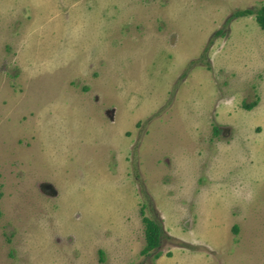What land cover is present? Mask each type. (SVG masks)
I'll list each match as a JSON object with an SVG mask.
<instances>
[{"label": "rangeland", "instance_id": "rangeland-1", "mask_svg": "<svg viewBox=\"0 0 264 264\" xmlns=\"http://www.w3.org/2000/svg\"><path fill=\"white\" fill-rule=\"evenodd\" d=\"M262 4L0 0V264H264Z\"/></svg>", "mask_w": 264, "mask_h": 264}, {"label": "trees", "instance_id": "trees-1", "mask_svg": "<svg viewBox=\"0 0 264 264\" xmlns=\"http://www.w3.org/2000/svg\"><path fill=\"white\" fill-rule=\"evenodd\" d=\"M244 14H254L256 22L258 23L260 28L264 30V4L254 9L250 7H246L243 9L235 10L233 12L234 16L244 15ZM255 103H256L255 100H252L248 103H243V107L249 109ZM140 212H142V208H140ZM142 221L144 222L143 225L144 245L140 251L147 252L152 247L158 245L159 239L161 237V227L158 222H156L153 218L150 217L143 216ZM157 255H158V251L154 252V256ZM99 258L101 259V256Z\"/></svg>", "mask_w": 264, "mask_h": 264}, {"label": "water", "instance_id": "water-1", "mask_svg": "<svg viewBox=\"0 0 264 264\" xmlns=\"http://www.w3.org/2000/svg\"><path fill=\"white\" fill-rule=\"evenodd\" d=\"M44 188H47L46 185L44 186ZM44 190H45V189H44ZM49 190H50V189H49ZM46 191H48V190H46Z\"/></svg>", "mask_w": 264, "mask_h": 264}]
</instances>
